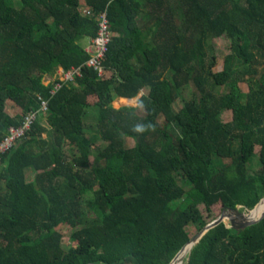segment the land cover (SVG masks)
I'll list each match as a JSON object with an SVG mask.
<instances>
[{
  "label": "trees",
  "instance_id": "obj_1",
  "mask_svg": "<svg viewBox=\"0 0 264 264\" xmlns=\"http://www.w3.org/2000/svg\"><path fill=\"white\" fill-rule=\"evenodd\" d=\"M104 11L115 32L102 62L110 77L86 64L82 43ZM224 35L230 51L214 71L211 41ZM79 66L76 82L53 93L46 77ZM188 85L192 97L174 110ZM40 98L47 111L2 155L0 264H169L192 239L187 226L211 222L200 205L251 210L264 197V0H0V142ZM9 100L19 113L7 112ZM185 264H264V219L218 224Z\"/></svg>",
  "mask_w": 264,
  "mask_h": 264
},
{
  "label": "rangeland",
  "instance_id": "obj_2",
  "mask_svg": "<svg viewBox=\"0 0 264 264\" xmlns=\"http://www.w3.org/2000/svg\"><path fill=\"white\" fill-rule=\"evenodd\" d=\"M82 43H85V40L82 41ZM212 46H213V54L215 55V61L216 64L215 66L212 68L214 71L220 70L222 68V63H223V57L230 51V47H231V41L230 39L224 35V36H220V37H216L214 39H212L211 41ZM47 80V79H46ZM239 87L241 89V91L247 92L249 90V84H247L246 82H240L239 83ZM193 86L192 85H188L185 88L182 89L179 98H177L175 100V102L173 103V108L174 110H178L183 102H185L186 100L190 99L193 95ZM143 92L147 91V88L142 89ZM217 92H225L226 91V87H219L216 89ZM137 97L133 98L132 100H125L122 99L120 97H117L114 101V106L119 108L122 106H136L137 105ZM6 110L9 114L11 115H15L16 113H19L21 111V109L16 105V103L13 100H9L8 104L6 106ZM89 112H91L89 114L88 117H86V122L88 124H94L95 123V116H97V108L96 107H90ZM94 113V114H93ZM232 111L231 110H226L223 111L221 114V118L224 121H230L232 119ZM95 132V130H90L87 132V136L88 137H93V133ZM46 134H44L43 136H45ZM126 137V145L128 147H131L135 144V141L133 138L129 137V136H125ZM105 146V141L103 140H95L92 145H91V155H90V160L93 163L96 162L95 160V156L97 155V152L102 149ZM255 154L251 160V162L249 163V167L251 169V171L255 172L260 168V160H259V147L257 146L255 149ZM229 160H227L228 162ZM33 176V173L31 172L29 174V177L31 178ZM201 210L204 214V217L206 220L208 221H212L214 218H217L221 212H222V207L220 204L218 205H214L211 208V211H208L206 206L204 204L200 205ZM187 231L189 232L191 238H193L194 236H196L199 232V227L197 225H193L190 224L187 226ZM62 232L65 233L66 235V243H69V235H70V227L69 226H63L61 228ZM186 261V260H185ZM184 261V264H185Z\"/></svg>",
  "mask_w": 264,
  "mask_h": 264
},
{
  "label": "built area",
  "instance_id": "obj_3",
  "mask_svg": "<svg viewBox=\"0 0 264 264\" xmlns=\"http://www.w3.org/2000/svg\"><path fill=\"white\" fill-rule=\"evenodd\" d=\"M85 13L88 15H93V10L88 6H84ZM99 32L98 35L92 39V44L88 51L91 54L90 59L87 61V65L97 69L101 76L110 77L112 71L108 70L104 65L103 61L107 57L110 50V45L115 36V32L111 30L110 18L108 12H102L99 17ZM83 66L73 67L72 69L66 71L60 76L59 81H56L55 88L52 91L56 93L60 88L63 87L65 83L76 82V78L82 75ZM41 99V107L37 111H31L27 113L24 117L22 123L18 126H10L7 134L0 142V164L2 162V155L14 148L19 141H21L26 133L31 129L34 121L36 120L40 112H46L48 109V100Z\"/></svg>",
  "mask_w": 264,
  "mask_h": 264
},
{
  "label": "water",
  "instance_id": "obj_4",
  "mask_svg": "<svg viewBox=\"0 0 264 264\" xmlns=\"http://www.w3.org/2000/svg\"><path fill=\"white\" fill-rule=\"evenodd\" d=\"M142 94V93H141ZM140 94V95H141ZM139 95V96H140ZM137 97V99L139 98ZM264 204V197L260 200V202L251 210H243L241 208H227L225 209L219 217L216 219L212 220L208 224H206L196 236H194L190 241H188L182 249L176 254V256L172 259V261L169 264H178V259L179 256L182 254V252L186 249L189 250L188 252V257L191 253V250L195 244H197L202 237L213 227L217 226L218 224L225 222L228 226L233 227L236 230H242L247 228L250 225H253L255 223H259L264 219V211L262 214L259 215H254L252 214L253 211H255L260 205ZM230 221V224L228 223ZM187 257V259H188ZM88 264H99V263H88ZM113 264H130V263H113Z\"/></svg>",
  "mask_w": 264,
  "mask_h": 264
},
{
  "label": "crops",
  "instance_id": "obj_5",
  "mask_svg": "<svg viewBox=\"0 0 264 264\" xmlns=\"http://www.w3.org/2000/svg\"><path fill=\"white\" fill-rule=\"evenodd\" d=\"M91 44H92V39H90V38H88V39H85V43H84V45L86 46V48L87 49H89L90 48V46H91ZM64 68H59L58 69V71L55 73V74H53V75H48L47 77H46V79H47V83H50V82H52V81H54V80H56V79H58V78H60V76L63 74V72H64ZM143 92V91H142ZM120 98H122V99H125V100H132V99H129V98H124V97H120ZM138 100V99H137ZM47 136V134L44 136V137H46ZM33 173V176L30 178L29 177V174L30 173ZM35 171H33L32 169H29V170H27V178H28V180H32V179H34V176H35Z\"/></svg>",
  "mask_w": 264,
  "mask_h": 264
},
{
  "label": "bare ground",
  "instance_id": "obj_6",
  "mask_svg": "<svg viewBox=\"0 0 264 264\" xmlns=\"http://www.w3.org/2000/svg\"><path fill=\"white\" fill-rule=\"evenodd\" d=\"M263 211H264V204L263 205L261 204L255 211L252 212V214L260 216ZM188 252H189L188 249H186L182 252V254L179 256L178 264H184V261L188 257Z\"/></svg>",
  "mask_w": 264,
  "mask_h": 264
}]
</instances>
